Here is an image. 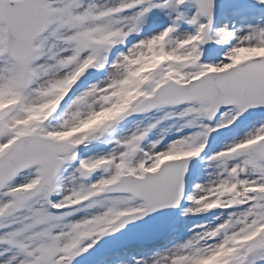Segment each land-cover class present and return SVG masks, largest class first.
<instances>
[{"label":"snow or ice","instance_id":"obj_1","mask_svg":"<svg viewBox=\"0 0 264 264\" xmlns=\"http://www.w3.org/2000/svg\"><path fill=\"white\" fill-rule=\"evenodd\" d=\"M0 264H264V0H0Z\"/></svg>","mask_w":264,"mask_h":264}]
</instances>
